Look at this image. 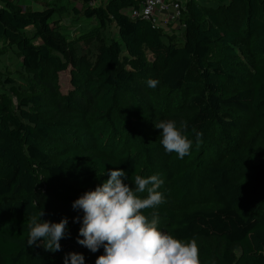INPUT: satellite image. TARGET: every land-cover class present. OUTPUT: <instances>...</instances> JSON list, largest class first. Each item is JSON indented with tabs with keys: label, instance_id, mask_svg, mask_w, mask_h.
<instances>
[{
	"label": "trees",
	"instance_id": "16d2710c",
	"mask_svg": "<svg viewBox=\"0 0 264 264\" xmlns=\"http://www.w3.org/2000/svg\"><path fill=\"white\" fill-rule=\"evenodd\" d=\"M140 1L83 0L89 5L82 14L97 24L78 41L102 35L111 24L119 37L103 39L92 65L87 71L73 69L71 88L63 93L57 73L70 65L73 51L56 9L32 10L18 0H0V38L16 49L40 87L13 106L4 86L14 92V79L0 81L1 264H64L70 252L81 253L84 264H95L104 249L94 253L76 243L83 212L72 202L102 184L110 169H123L132 187L135 176L156 164L152 151L163 154L162 130L157 129L155 144H146L147 139L141 145L129 120L155 121L159 113L155 117L146 104L156 97L166 107L161 121L175 120L192 145L198 144L195 133L200 132V140L212 133L230 148L224 161L204 170L207 208L197 206L178 216L164 201L144 214L157 213L163 219L158 228L182 242L213 240L217 264H264V0L185 3L179 43L174 32L130 16ZM233 5L242 19L229 27L220 16ZM236 45L245 46L247 54L240 56ZM150 79L158 81L156 87L148 86ZM246 113L253 116L252 133L234 147V133ZM252 149L258 156L246 163ZM190 160L182 161L175 152L167 158L169 192L178 202L193 187L196 167L187 166ZM39 175L52 181L58 197L54 206L35 202ZM138 195L146 198L147 192ZM42 209L41 220L68 219L59 251L27 246V223ZM74 217L80 220L73 222Z\"/></svg>",
	"mask_w": 264,
	"mask_h": 264
},
{
	"label": "clouds",
	"instance_id": "9594fccd",
	"mask_svg": "<svg viewBox=\"0 0 264 264\" xmlns=\"http://www.w3.org/2000/svg\"><path fill=\"white\" fill-rule=\"evenodd\" d=\"M157 84V80H148L149 87ZM155 127L162 130L160 142L166 152H175L181 159L190 154L193 141L177 127L175 120H162ZM201 136L202 133H195L196 142ZM107 176L94 190L84 192L72 202L74 210L83 212L76 243L94 253L101 247L104 249L95 264H200L199 248L194 239L182 242L157 227V213H152L150 220L144 214V210L157 208L164 202V196L158 191L163 180L158 175L135 176V189L124 182L127 176L123 169H110ZM144 192L147 196L141 198L138 194ZM43 215L42 209L38 217L28 221L27 246L59 251L68 219L50 222L41 220ZM79 220V217L73 218V222ZM64 264H84V257L81 253L70 252Z\"/></svg>",
	"mask_w": 264,
	"mask_h": 264
},
{
	"label": "rangeland",
	"instance_id": "374dc122",
	"mask_svg": "<svg viewBox=\"0 0 264 264\" xmlns=\"http://www.w3.org/2000/svg\"><path fill=\"white\" fill-rule=\"evenodd\" d=\"M22 6L29 9H42L45 6H51L56 9L55 18L60 22L61 32L65 36L66 40L72 47L73 51V60L70 65L63 71L57 73L58 86L61 92L66 93L71 88V73L73 69L79 71H87L89 67L92 65L99 47L103 44V39L106 41L109 38H118L117 31L113 24L109 25V27L103 30L102 35H98L87 41H78V37L88 31H90L95 25L97 21L95 18L86 19L82 14L83 9L89 5V3H83V0H18ZM182 5L185 8V3L193 2V3H207L218 6V4L227 5L230 4V0H180ZM97 2H90V4H96ZM242 19V12L238 6L233 5L229 12H226L220 16V20L223 24H230L229 27H234L237 23L234 24L236 20ZM176 23H171L174 25L170 27L167 32L169 34L175 33L174 40L176 42L183 41V31L180 30V27ZM179 24V23H178ZM28 33H31L28 31ZM242 44H244L242 42ZM237 51L239 55L245 56L247 54V48H241L240 45H236ZM243 60V58H241ZM7 76L9 78L14 79L13 86L15 91L13 92L10 89V86H4L6 93L11 97L12 105L15 106L17 100L20 96L28 93L37 92L40 87L33 80V75L26 71V69L21 64V57L15 48L6 45V43L0 38V81H3ZM1 89V86H0ZM146 110L154 114H158V118L155 121H152L151 124H145L141 122L139 118L135 116L130 117L131 126L133 127L134 137L137 139L141 145H144L147 142V139H150L146 144H155L157 138V128L155 127L158 122L161 121L162 117L166 112V107L162 100L156 97L153 100V104H146ZM157 117L156 115H154ZM241 124L237 128V132H235V136H237V144L235 146H239L244 144L247 138L252 133V125H253V116L250 113L243 114L241 117ZM142 128V129H140ZM235 140V139H234ZM144 143V144H142ZM235 144V143H233ZM230 146H227L224 142L217 140L214 138L213 134H208L204 138H202L198 144L192 145L190 149V154L186 155L181 160H186L191 157L189 167L194 168V177H193V187L191 189V193L189 197L183 201H175V199L171 196L169 192V180L166 172V162L169 153L161 147L162 155H155L156 151H152V157L156 164H148L147 165V174L142 175L143 177H148L153 174L158 175L162 180L163 184L158 189L164 196V201L169 203L173 209L177 212V215L180 216L183 212H186L190 209H193L197 206H203L207 208L209 200L205 194V168L208 164L211 163H221L227 157V152ZM258 154L255 150L252 149L251 153L248 156L246 163H251L256 160ZM153 161V162H154ZM204 164V165H203ZM199 165L203 167V173L201 171L202 168H199ZM108 176L106 177V179ZM39 190L37 191V195L35 196V202L38 205H42L44 207L54 206L58 197L55 195L52 190V181L47 178L39 175ZM105 179V180H106ZM104 180V181H105ZM125 182V181H124ZM135 189V186H132ZM95 189V187H94ZM143 194V193H139ZM149 220L152 216H147ZM163 219H159L160 222ZM78 237V233L74 235V238ZM82 239V237H80ZM198 248H199V260L200 264H217L215 254H214V246L215 243L211 239H198L195 240ZM187 243V242H185ZM1 264V257H0Z\"/></svg>",
	"mask_w": 264,
	"mask_h": 264
},
{
	"label": "built area",
	"instance_id": "2783aa9c",
	"mask_svg": "<svg viewBox=\"0 0 264 264\" xmlns=\"http://www.w3.org/2000/svg\"><path fill=\"white\" fill-rule=\"evenodd\" d=\"M183 10L180 0H141L139 7L130 8L129 13L131 17H142L153 26L161 27L168 23L180 24Z\"/></svg>",
	"mask_w": 264,
	"mask_h": 264
},
{
	"label": "crops",
	"instance_id": "0c3cea01",
	"mask_svg": "<svg viewBox=\"0 0 264 264\" xmlns=\"http://www.w3.org/2000/svg\"><path fill=\"white\" fill-rule=\"evenodd\" d=\"M179 26V24H177ZM174 25H172L171 23L165 24V25H161V27L163 28L164 31H168L170 27H173ZM180 27V26H179ZM181 30V28H180Z\"/></svg>",
	"mask_w": 264,
	"mask_h": 264
}]
</instances>
